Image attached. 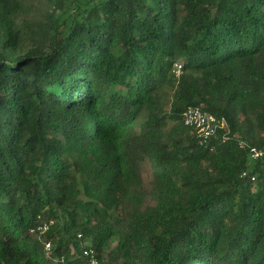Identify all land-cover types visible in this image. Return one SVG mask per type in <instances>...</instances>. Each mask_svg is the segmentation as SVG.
Here are the masks:
<instances>
[{
  "label": "trees",
  "instance_id": "trees-1",
  "mask_svg": "<svg viewBox=\"0 0 264 264\" xmlns=\"http://www.w3.org/2000/svg\"><path fill=\"white\" fill-rule=\"evenodd\" d=\"M188 108L228 136L200 145ZM249 148L264 0H0V264H264Z\"/></svg>",
  "mask_w": 264,
  "mask_h": 264
},
{
  "label": "built area",
  "instance_id": "built-area-1",
  "mask_svg": "<svg viewBox=\"0 0 264 264\" xmlns=\"http://www.w3.org/2000/svg\"><path fill=\"white\" fill-rule=\"evenodd\" d=\"M172 73L177 78L181 73V66L177 64L174 65ZM182 122L185 127L195 131L200 145L205 144L209 139L215 136L217 132L224 133V137H227L229 134L228 125L223 118L218 119L217 117L208 114L206 112H203L198 108L186 109L182 114ZM239 145L241 147H245V143L243 142H240ZM248 151H249L248 153L249 160L251 162H256L260 160L264 155V151H260L255 148H249ZM247 177H248L247 172L242 174V178H247ZM52 225L53 222L41 224L35 227L34 229L30 230V233L31 234L34 233V234H38L39 236H42L49 231ZM43 246L45 253L46 254L50 253L51 251L50 242H44ZM83 256L86 258L87 264H98L95 254L91 249L89 248L84 249ZM60 262L63 263L64 260L61 259Z\"/></svg>",
  "mask_w": 264,
  "mask_h": 264
},
{
  "label": "rangeland",
  "instance_id": "rangeland-1",
  "mask_svg": "<svg viewBox=\"0 0 264 264\" xmlns=\"http://www.w3.org/2000/svg\"><path fill=\"white\" fill-rule=\"evenodd\" d=\"M140 175H141L143 190L147 194L146 203L148 204V203H151V195L149 193L151 189V183L153 181V176H152L151 168L147 162L141 165Z\"/></svg>",
  "mask_w": 264,
  "mask_h": 264
}]
</instances>
